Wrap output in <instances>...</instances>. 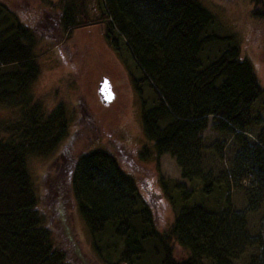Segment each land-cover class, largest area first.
Returning a JSON list of instances; mask_svg holds the SVG:
<instances>
[{
  "label": "trees",
  "instance_id": "obj_1",
  "mask_svg": "<svg viewBox=\"0 0 264 264\" xmlns=\"http://www.w3.org/2000/svg\"><path fill=\"white\" fill-rule=\"evenodd\" d=\"M250 1L252 14L264 18V0ZM63 2L64 27L90 21L85 10L76 17L74 0ZM105 2V36L117 48L112 31L123 34L142 70L138 79L132 76L135 89L146 80L154 92L150 103L140 101L150 143L139 154L157 159L170 153L190 186L160 176L173 210L161 228L111 149L77 152L68 186L97 264H238L239 254L244 264H264L261 230L250 233L247 226V213L264 203V123L254 107L264 87L236 33L217 31L216 14L201 0ZM35 44L31 27L0 0V103L16 106L0 122V264H73L38 207L28 167L31 154L58 145L69 118L62 101L47 110L31 89L39 72ZM207 129L229 139L224 172L202 167ZM230 179L244 190L242 208L231 205ZM176 244L183 256L174 255Z\"/></svg>",
  "mask_w": 264,
  "mask_h": 264
},
{
  "label": "rangeland",
  "instance_id": "obj_2",
  "mask_svg": "<svg viewBox=\"0 0 264 264\" xmlns=\"http://www.w3.org/2000/svg\"><path fill=\"white\" fill-rule=\"evenodd\" d=\"M3 1L31 27L36 37L34 52L39 72L31 84L32 91L42 99L47 110L62 101L69 117L67 134L58 145L52 151L31 154L28 158L38 207L48 220L56 243L68 251L73 264H97L88 230L68 186L77 152L97 145L111 149L120 165L134 175L161 228L171 221L173 210L161 187L160 176L166 181L181 180L187 188L189 180L180 175L181 167L170 153L162 152L157 159L139 154L143 143H150L141 128L140 101L150 103L154 92L146 80L138 81L140 92L135 89L132 76L138 79L142 70L123 34L116 28L112 31L117 48L105 36L107 17L102 13H109L105 0H83L82 4L74 0L76 17L81 19V11L85 10L90 21L70 27H64L61 22L65 0ZM201 1L216 14L217 31L236 33L241 54L250 59L264 87V18L252 14L250 0ZM78 3L84 9H78ZM102 75H107L114 92L109 102H103L97 90V81ZM254 107L264 123V99H257ZM15 110L16 106L0 103V122ZM228 140L224 135L206 130L202 140L203 168L210 166L214 173L224 172L230 154ZM229 184L231 205L244 207L243 188L231 179ZM247 226L250 233L256 234L260 229L264 240V203L247 213ZM173 251L176 257L185 254L177 244ZM244 258L239 254L235 261L244 264Z\"/></svg>",
  "mask_w": 264,
  "mask_h": 264
},
{
  "label": "water",
  "instance_id": "obj_3",
  "mask_svg": "<svg viewBox=\"0 0 264 264\" xmlns=\"http://www.w3.org/2000/svg\"><path fill=\"white\" fill-rule=\"evenodd\" d=\"M97 90L103 102H109L114 96V92L111 87V82L109 78L107 77V75H102L98 79Z\"/></svg>",
  "mask_w": 264,
  "mask_h": 264
}]
</instances>
